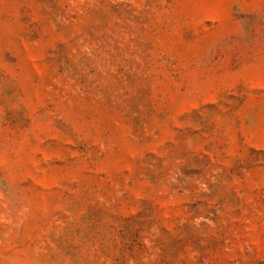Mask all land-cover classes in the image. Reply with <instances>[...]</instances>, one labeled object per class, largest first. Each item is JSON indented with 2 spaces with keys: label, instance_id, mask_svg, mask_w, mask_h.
<instances>
[{
  "label": "rangeland",
  "instance_id": "obj_1",
  "mask_svg": "<svg viewBox=\"0 0 264 264\" xmlns=\"http://www.w3.org/2000/svg\"><path fill=\"white\" fill-rule=\"evenodd\" d=\"M0 264H264V0H0Z\"/></svg>",
  "mask_w": 264,
  "mask_h": 264
}]
</instances>
